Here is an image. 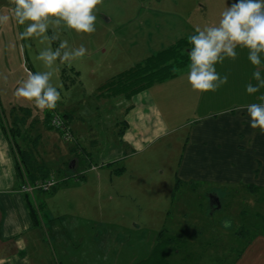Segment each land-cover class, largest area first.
<instances>
[{
  "label": "rangeland",
  "instance_id": "1",
  "mask_svg": "<svg viewBox=\"0 0 264 264\" xmlns=\"http://www.w3.org/2000/svg\"><path fill=\"white\" fill-rule=\"evenodd\" d=\"M234 2L102 0L94 10L93 33H77L62 24L59 28L50 24L46 35L59 37L51 41L53 50L67 40L70 48L83 45L87 53L70 62L57 60L52 69H46L37 56L49 46L48 42L42 43V37L35 36L20 39L19 34L25 30L27 22L20 25L13 18V0H0V16L9 17L6 23L0 22V110L5 123L10 124V114L21 109L23 118L16 116L19 122H14L21 126L20 123H26L22 108L29 109L28 118L34 116L37 107L34 102L15 95L18 81L26 79L29 73L51 70L52 83L60 92L57 104L63 97L75 105L72 113L83 114L89 110L95 113L92 117L86 116L91 118L87 121L92 124L85 120L90 127L107 126L106 112L114 115L115 110L105 106L91 109L95 99L88 92V88L107 75L101 68L96 75L89 73V64L102 63L100 47H105L103 56H121L134 65L180 41L189 43L188 37L195 34L196 27L218 24L220 13ZM190 48L188 45L185 50L188 52ZM187 61V65L177 67V72L188 69L190 60ZM248 68L252 69L251 63ZM73 69L78 71L77 75ZM82 103L84 110L77 108ZM185 131L181 129L164 137L144 152L137 161L139 171L127 172L122 177L123 183L135 179V188L125 187L120 194L113 192L114 199L108 204L106 200L101 204L92 202L94 192L89 189L66 191V195L80 197L76 209L67 204L73 200V195L60 197V200L56 195L51 201L48 193H36V200L42 205L39 209L42 244L39 243L36 251L33 244H29L27 251L32 263L58 264L61 258L63 264H139L149 257L160 232V240L168 242L164 264H237L244 245L256 242L264 233V190L219 188L221 208L216 209L209 206L210 191L207 189L210 187L191 190L178 185L174 189V171ZM103 146L98 145V148L101 150ZM75 178L78 177L70 179ZM226 220L231 221L228 228L223 226ZM240 230H246L245 236L236 235ZM57 247L65 248V253Z\"/></svg>",
  "mask_w": 264,
  "mask_h": 264
},
{
  "label": "crops",
  "instance_id": "2",
  "mask_svg": "<svg viewBox=\"0 0 264 264\" xmlns=\"http://www.w3.org/2000/svg\"><path fill=\"white\" fill-rule=\"evenodd\" d=\"M99 49L105 53V47ZM102 53V63L89 64V73L96 75L101 68L107 75L88 88V92L95 99L91 109L105 106L115 110L114 115L106 112L107 126L90 127L85 120L91 118L86 116L92 117L95 113L92 110L72 113L75 105L63 97L57 108L35 107L33 117L26 118L31 114L29 109L19 107L24 110L23 122H26L20 123L21 126L15 124L19 122L16 116H23L21 109L10 114V124L5 123L0 110V263L33 264L28 246L33 244L36 251L39 243L42 244L39 224L42 205L35 197L42 191L25 194L20 190L23 185L48 175L66 178L59 186L44 192L49 194V200L53 201L56 195L59 200L73 195L65 193L68 189L80 188L94 192L92 202L101 204L106 200L108 204L114 199L113 192L120 194L125 187L135 188V179L123 183L122 177L127 172L139 171L137 161L142 154L181 129L186 131L174 171V189L178 185L191 190L210 187L207 190L219 197L220 204L219 188L264 190V133L249 126L246 109L236 110L239 106L261 103L257 97L264 95V88L252 95L246 92L248 83L256 84L252 80L255 67L248 68L251 63L247 58L248 49L237 48L235 60L226 58L215 66L218 73L228 76V82L215 92L194 91L187 81V69L129 97L110 94L102 87L111 77L132 67V63L121 56L109 57ZM260 58L261 74H264V56L260 54ZM73 73L77 75L78 71L73 69ZM63 87L67 90L66 85ZM77 108L84 110L83 103ZM53 112L66 120L73 141H64L50 126L48 117ZM98 145L104 146L100 150ZM75 175L78 178L71 180ZM108 193L112 196H107ZM79 198L74 196L67 204L76 209ZM29 204L37 223L29 213ZM260 236L244 247L237 264H264V233ZM57 250L65 253L66 249L57 247ZM58 264H63L61 258Z\"/></svg>",
  "mask_w": 264,
  "mask_h": 264
},
{
  "label": "clouds",
  "instance_id": "3",
  "mask_svg": "<svg viewBox=\"0 0 264 264\" xmlns=\"http://www.w3.org/2000/svg\"><path fill=\"white\" fill-rule=\"evenodd\" d=\"M11 10L13 18L20 25H27L19 34L20 39L42 37L41 42H48V47L41 50L37 56L46 69H52L56 61L70 62L83 57L87 49L81 45L70 48L68 41L60 42L53 50L51 41L58 36L48 37L50 24L56 28L67 27L77 33H93L95 31L96 15L94 10L102 0H13ZM8 16H0V22L6 23ZM191 45L188 51L187 81L194 91L201 93L215 92L228 82L227 75L216 71V65L224 60H235L237 48L248 49V60L255 67L253 79L255 85L248 83L246 92L255 94L264 88L261 78V58L264 53V0H235L226 5L220 13L218 24L203 28L196 27L195 34L188 37ZM53 71H38L29 73L27 78L18 81L19 87L15 95L29 102H34L40 109H54L60 99V92L52 83ZM261 103H251L237 107V111L246 109L249 126L260 129L264 133V95L257 97ZM225 228L231 226V221H224Z\"/></svg>",
  "mask_w": 264,
  "mask_h": 264
},
{
  "label": "trees",
  "instance_id": "4",
  "mask_svg": "<svg viewBox=\"0 0 264 264\" xmlns=\"http://www.w3.org/2000/svg\"><path fill=\"white\" fill-rule=\"evenodd\" d=\"M183 42L184 41H180V43L175 46L158 51L147 57L145 60L134 64L132 67L121 72L120 74L111 77L102 88L108 91V93L110 94H124L129 97L137 91L146 89L150 84L154 82H159L173 77L177 73V67L185 65L187 60L189 59L188 52L185 49L188 48V45L190 44ZM48 177L50 176L48 175L46 177H42V179ZM63 182L64 180L58 183L57 186H59ZM29 213H31L34 223H37V219L30 204ZM245 233L246 230H240L236 232V235L243 237L245 236ZM161 235L162 233L159 232L149 257L142 260L139 264H164L168 250V242H166L165 240H160ZM245 246L246 244L244 245V247ZM242 250L240 251L238 256L242 254Z\"/></svg>",
  "mask_w": 264,
  "mask_h": 264
},
{
  "label": "built area",
  "instance_id": "5",
  "mask_svg": "<svg viewBox=\"0 0 264 264\" xmlns=\"http://www.w3.org/2000/svg\"><path fill=\"white\" fill-rule=\"evenodd\" d=\"M49 124L52 128H54L60 133L64 141L71 142L74 140V136L71 132V129L69 128L68 124L65 122V120L59 113L53 112L50 115ZM62 180L65 181L66 178H62L60 180V179H56L54 176H50L48 178L38 179L32 183L23 185L20 190L21 192L24 193L33 192L34 190L47 192L53 189L54 187H56L57 184L60 183Z\"/></svg>",
  "mask_w": 264,
  "mask_h": 264
},
{
  "label": "water",
  "instance_id": "6",
  "mask_svg": "<svg viewBox=\"0 0 264 264\" xmlns=\"http://www.w3.org/2000/svg\"><path fill=\"white\" fill-rule=\"evenodd\" d=\"M215 205L216 209L221 208L220 200L218 196H215L214 194H209V205Z\"/></svg>",
  "mask_w": 264,
  "mask_h": 264
},
{
  "label": "flooded vegetation",
  "instance_id": "7",
  "mask_svg": "<svg viewBox=\"0 0 264 264\" xmlns=\"http://www.w3.org/2000/svg\"><path fill=\"white\" fill-rule=\"evenodd\" d=\"M221 200H222V199H221ZM209 206H210V208H211V207H215V205H214V204H213L212 206H211V205H209Z\"/></svg>",
  "mask_w": 264,
  "mask_h": 264
}]
</instances>
